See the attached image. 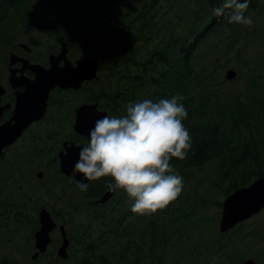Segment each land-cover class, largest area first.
I'll return each instance as SVG.
<instances>
[{
  "label": "rangeland",
  "instance_id": "obj_1",
  "mask_svg": "<svg viewBox=\"0 0 264 264\" xmlns=\"http://www.w3.org/2000/svg\"><path fill=\"white\" fill-rule=\"evenodd\" d=\"M66 1L26 0L22 7H27L25 9L28 11L18 8L20 12L15 13V17L14 7L9 6L15 3L14 0H8V6L0 0V14H6V22L2 23L7 25L5 32L0 33V84L6 82L3 62L9 47L8 37L16 32L15 37L19 41L29 44L42 56L53 45L46 33L54 34L55 29L60 28V19L74 15L91 16L89 10L94 9L92 3L96 8L101 6L111 16L115 29L123 30L125 27L126 31L143 30V35L136 42L140 61L147 59L153 50L172 42V39L185 36L190 41L208 22L214 9L208 0H76L74 3L79 5L73 9L67 7ZM257 5L246 15L254 21L250 27L238 24L230 29L222 25H211L205 28L204 35L197 39L192 51V55L197 56L198 66L204 65L212 72L211 79L217 82L214 89L220 93L223 101L244 93L246 87L245 95L248 99L252 96L259 101L264 98V0H258ZM3 9L8 10L2 12ZM141 15L149 17L145 28L141 27L144 22ZM3 17L0 16V20ZM83 22L91 27L97 25L94 14L93 19ZM2 27L3 24L0 25ZM56 32L61 34L62 30ZM80 47L81 44L73 43L70 49L75 51L74 54H80ZM227 69L236 71L234 79L225 78ZM250 75L254 76L255 83L248 86ZM79 99L81 95L70 94L68 102L59 100L65 103L56 118L65 122L64 127H61L65 136L70 134V128L65 127L69 113L66 107L74 105ZM39 126L42 124L33 126L25 138L31 137L32 131L35 135H44ZM50 129L45 128L48 132ZM47 137L45 139L48 141ZM36 147L41 157L38 159L41 162L39 165L46 172L41 179H37L33 172L25 171L27 182L23 184L20 194L25 190L27 194L30 192L29 195L37 205L51 210L65 225L73 242L69 248L70 257L64 262L56 261V241L59 235L53 231L51 237L55 242L49 246L45 257L32 264H78V255L84 254L83 248L92 257L103 260V264H238L247 258H253L257 264H264V209L238 223L230 231L219 229L222 202L228 195V182L220 180L215 161L206 164L203 169L191 172L187 180L183 181L181 193L192 202L191 206L184 208L186 221L173 222V215L165 208L144 216L127 213L117 223V202L122 197L126 199V193L118 192L106 208L96 206L94 199L86 198L76 189L77 185L72 184L71 178L59 181L56 171L48 169V164L56 154L57 150L54 152V149L58 147L57 143L53 144V140H49L45 145L36 144ZM2 176L0 172V178ZM7 182L10 180L7 179ZM5 197L0 195V200ZM114 202L115 207L111 208ZM170 204H173L171 208L178 206L177 201ZM100 211L114 214L115 219L109 216V220L108 215L95 218V212L99 214ZM150 230H154V237L150 235ZM32 232L30 224H7L5 231L0 232L1 237L6 238V243L0 245V255H6L12 260L18 259V264H29L33 250Z\"/></svg>",
  "mask_w": 264,
  "mask_h": 264
},
{
  "label": "trees",
  "instance_id": "obj_2",
  "mask_svg": "<svg viewBox=\"0 0 264 264\" xmlns=\"http://www.w3.org/2000/svg\"><path fill=\"white\" fill-rule=\"evenodd\" d=\"M5 1L4 5H7ZM26 0H14L11 7H22ZM76 0H67V7L73 9L78 6ZM215 8L220 6L222 0H208ZM216 1V3H215ZM258 0H250L248 10H254ZM90 5V2L87 3ZM8 6V5H7ZM89 10L90 15H74L66 19H60L59 27L55 30H62V33L54 31L58 43L65 42L69 47V55L78 58L82 55L96 57L99 60L98 78L92 82H86L81 91L85 93V101H96L109 112V116L119 117L126 114V105L129 102H139L144 99H151L154 102L160 99H170L176 94L184 97L181 103L187 110V117L182 120L185 128L192 138V149L185 160L177 158L170 160V165L175 172L187 180L190 173L215 161L220 180L228 182L226 194L234 188L250 183L253 179L264 173V98L260 101L252 96L248 99L244 94L236 95L233 99L223 101L220 93L214 88L217 82L211 79L212 72L204 65L198 66L197 56L192 55L197 39L202 37L205 28L213 25L234 28L238 24L229 23L224 17H217L214 14L197 31L190 41L187 37L172 39L162 47L153 50L150 56L140 61L137 41L143 35L142 29L135 31L117 30L114 28L111 16L107 15L102 7ZM92 7V8H93ZM61 8V6H59ZM96 8V9H95ZM95 15V26L91 27L83 22L93 19ZM144 22L141 27H146L148 15H141ZM215 27V28H216ZM64 37V39H62ZM73 43L81 44V53L74 54L70 48ZM84 50V51H83ZM255 83V78L250 75L247 85ZM89 91V92H87ZM65 94L64 91L56 90L49 98L47 119H52L63 109L55 98ZM13 97L11 98V101ZM246 101L249 103L247 104ZM69 138L74 141H84V137L74 132ZM61 180H66L62 174ZM111 177H103L98 181H88L87 191H81L86 198L97 199L106 189L108 183H112ZM75 186V183L72 181ZM122 192H124L122 190ZM125 193V192H124ZM117 195V193H116ZM127 196V195H126ZM123 198V197H122ZM117 202L119 207L116 213V220L119 223L124 215H130L133 201L127 198ZM119 199V198H118ZM178 206L166 207L173 215V222L186 221L187 216L184 208L192 205L187 196L180 194L175 200ZM114 202L111 208L115 207ZM110 202L97 204L96 206L106 208ZM125 210H123V209ZM182 213L179 214V212ZM111 217L114 214L95 212V218ZM54 219L61 223L57 217ZM111 216V217H109ZM37 227L35 223L32 227ZM150 235L155 236L154 230ZM83 255H78V264H103V260L92 257L83 248Z\"/></svg>",
  "mask_w": 264,
  "mask_h": 264
},
{
  "label": "clouds",
  "instance_id": "obj_3",
  "mask_svg": "<svg viewBox=\"0 0 264 264\" xmlns=\"http://www.w3.org/2000/svg\"><path fill=\"white\" fill-rule=\"evenodd\" d=\"M250 0H222L213 9L228 22L251 26L246 16ZM180 94L170 99H144L129 102L126 114L105 116L90 130V140L81 149L73 174L87 181L111 177L108 191L123 190L133 201L131 212L140 216L165 209L181 194L184 183L170 165L172 158L185 160L192 149V138L182 120L187 110ZM81 191L89 185L78 182Z\"/></svg>",
  "mask_w": 264,
  "mask_h": 264
},
{
  "label": "water",
  "instance_id": "obj_4",
  "mask_svg": "<svg viewBox=\"0 0 264 264\" xmlns=\"http://www.w3.org/2000/svg\"><path fill=\"white\" fill-rule=\"evenodd\" d=\"M67 48L63 44L58 54H50L49 67L44 68L36 64H29L25 59L23 68L28 67L34 73L32 79L25 76H15L11 71L8 77V83L14 92V106L11 117L0 125V153L5 146L13 143L32 122L43 118L47 106L50 92L54 88L59 89H79L83 82L97 79L99 62L96 58L82 56L75 59L74 62L66 57ZM14 56H10V62L13 63ZM62 61V65L59 62ZM234 69L225 71V78L232 80L236 77ZM4 87L0 85V96L4 93ZM7 107L0 105L1 110ZM108 113L105 110H99L96 103H82L75 109V119L73 131L84 136L87 142L75 144L73 142H64V149L59 152V169L67 177H73L76 183L88 181L80 173L73 174V168L79 160L81 149L90 140V130L95 126V122ZM41 177V174H37ZM116 191L106 189L100 197L96 199L97 203H105ZM264 207V174L249 185L234 189L222 202L220 231H227L238 222L250 218L253 214L259 212ZM39 228L34 232V247L36 251L31 255L35 259L39 253L45 252L47 245L51 241L50 233L58 227L61 234V244L56 250V254L61 259L68 257L67 246L69 239L67 237L64 224H59L52 219L50 213L45 207L38 210ZM239 264H256L252 258H248Z\"/></svg>",
  "mask_w": 264,
  "mask_h": 264
},
{
  "label": "flooded vegetation",
  "instance_id": "obj_5",
  "mask_svg": "<svg viewBox=\"0 0 264 264\" xmlns=\"http://www.w3.org/2000/svg\"><path fill=\"white\" fill-rule=\"evenodd\" d=\"M18 8H22L21 10H24L27 7H14V16L16 17L15 13H18ZM8 9H3L1 10L2 12H5ZM13 11V9H11ZM9 12V14L11 13ZM25 12L28 11V9L24 10ZM8 14V13H7ZM8 14V15H9ZM0 16H5L0 20V25L3 24V27L0 28V33H4L5 29L7 27L6 24L2 22H6V14H0ZM5 18V19H4ZM16 31V30H15ZM15 33L13 36L8 37V49L6 51V56L3 62V70H4V77H6V82L2 85L4 87V93L0 96V105L5 106L4 109L1 110L0 113V125L6 122L12 115L13 113V106H14V92L15 90L9 86L8 83V77L10 72L12 71L15 76H25L27 78L32 79L34 77V73L31 69L28 67L23 68V62L21 59H25L29 62V64H36L39 66H42L44 68L49 67V56L50 54H58L61 50V47L63 44L66 45L67 48V54L66 57L71 60L72 62L75 61L77 58H72V56L69 55V47L67 46L66 42H60L58 43L56 41V37L53 34L46 33V36L49 40L52 42V46L48 47V53H44L42 56L39 55V53H36L34 49L27 43L19 41L18 38L15 37ZM13 34V33H11ZM10 56H14L18 58V60H14L13 63L10 62ZM85 56V55H82ZM81 56V57H82ZM80 58V57H78ZM99 62V60H98ZM62 61L59 62V65H62ZM99 71V70H98ZM94 81V80H92ZM92 81H85L82 83L81 87L79 89H59V88H54L49 95V98L51 95L56 91H64L65 94L63 95H58L55 99L59 102V100H63L68 102L69 101V95L70 94H77L81 95V99H79L78 102H76L74 105H70L66 108H69L67 111L68 113V124L65 125V127H69L70 130L69 132H74L73 131V124H74V119H75V109L82 103H96L97 108L99 110H105L108 113L109 112L101 107L99 105V102L96 101H85L84 95L85 93L81 91L82 86L86 82H92ZM89 92V91H87ZM13 97V100L11 101V98ZM60 104H63L65 102H59ZM48 105H49V99H48ZM48 108V106H47ZM62 109L58 111V113L54 116L52 119H47V114H48V109H46V112L43 116V118L39 121L32 122L29 124L25 130L22 132V134L10 145L5 146L3 148V151L0 153V172L3 173V176L0 178V183L2 184V187H0V195H6L5 198L0 200V232L5 231L7 224H13L17 226L21 225H27L30 224L31 226L35 223L38 224L37 227H33V232L31 233V237L33 240V250L30 253V263L32 264L39 260L41 257L46 256V252L49 250V246L55 242L53 241L51 237L50 243L47 245V248L45 252L39 253L38 256L35 259L31 258V255L36 251L34 247V232L39 228V223H38V210L41 207H45L42 205H37L35 200L31 198L30 192L27 194L25 191L23 194L21 193V189H23V184L27 182V179L24 178V172H33L35 174V177L37 179H41L42 175L46 172L45 169L40 167L39 164L41 162H38V159L41 158L37 153V147L36 144H42L45 145L49 140H53V144L57 143L58 147L54 149V152L56 151V154L53 156L51 159V162L48 164L49 170L55 172L57 175L62 174L65 178H71L72 181L77 185L73 177H67L65 176L59 169V152L64 149V142H73L75 144H80L87 142V139L84 137V141H74L69 138L70 134L68 136L64 135V130L61 129L63 126V123H65L63 120L57 119V115L61 113ZM39 124H42V126H39L42 128L44 135H35V132H31V137L25 138V135L32 130L33 126H38ZM52 128L48 131L45 130V128ZM48 133V134H47ZM76 133V132H74ZM47 134V135H46ZM77 134V133H76ZM79 135V134H78ZM47 137L48 141L45 139ZM82 136V135H80ZM23 140V141H22ZM38 173L41 174V177H38ZM9 176V178H8ZM7 179L10 180V182H7ZM15 186H12V185ZM33 189V188H32ZM77 190H80L78 187H76ZM7 198V199H6ZM95 205V201H93ZM46 208V207H45ZM47 209V208H46ZM48 212L50 213L52 219L59 225L58 221L53 218L52 215H54L51 210L47 209ZM262 211V210H261ZM260 211V212H261ZM259 213V212H258ZM55 216V215H54ZM56 217V216H55ZM250 219V218H249ZM62 223V222H61ZM65 226V225H64ZM66 228V227H65ZM53 231H56L59 235L57 243V248L61 244V234L59 232L58 227H56ZM52 231V232H53ZM230 231V230H229ZM51 232V233H52ZM50 233V236H51ZM68 239H69V244L67 246V252H68V257L66 259H61L60 257L57 256L56 250H55V256H56V261L58 262H64L70 257L69 254V248L70 244L73 242V238H71L68 234ZM6 238H2L0 234V245L5 244ZM55 243V245H56ZM0 264H18V259H9L6 255H0Z\"/></svg>",
  "mask_w": 264,
  "mask_h": 264
}]
</instances>
